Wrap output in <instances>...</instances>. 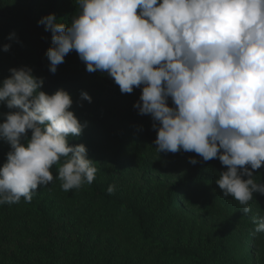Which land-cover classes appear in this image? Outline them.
<instances>
[{"label":"clouds","instance_id":"9594fccd","mask_svg":"<svg viewBox=\"0 0 264 264\" xmlns=\"http://www.w3.org/2000/svg\"><path fill=\"white\" fill-rule=\"evenodd\" d=\"M76 5L70 24L55 14L37 22L52 34L49 71L54 74L74 50L87 72L107 74L122 94L141 88L133 106L151 116L156 150L218 159L227 170L215 183L248 215L253 194L264 195V182L253 175L264 165V0H76ZM7 39L15 40V32ZM10 48L3 45L4 52ZM9 71L0 82V103L11 110L0 123V140L10 145L0 167V205L31 202L38 186L53 181L54 165H60L56 178L63 191L91 185L95 162L84 144L69 143L85 127L70 110L71 95L42 91L43 78L29 67ZM80 97L91 103L87 92ZM198 162L189 157L190 164ZM107 191L113 194L115 185ZM251 219L250 235L264 232V215Z\"/></svg>","mask_w":264,"mask_h":264},{"label":"trees","instance_id":"16d2710c","mask_svg":"<svg viewBox=\"0 0 264 264\" xmlns=\"http://www.w3.org/2000/svg\"><path fill=\"white\" fill-rule=\"evenodd\" d=\"M78 11L76 0H0V82L11 75V68L29 67L43 78L42 91H67L78 120L106 130L114 141L113 165L106 169L95 164L93 183L68 192L56 178L60 165H54L53 181L38 186L31 202L21 198L0 205V264H257L255 253L264 243V232L250 235L255 228L251 218V232L239 238L226 225L188 208L210 192L223 193L215 181L226 166L218 159L205 162L194 152L180 151L171 154L187 156L188 162L184 173L169 184L155 187L142 176L133 177L123 166L137 159L142 170L147 168L139 137L157 148L151 116L140 115L133 106L141 88L122 94L107 74L87 72L74 50L54 74L49 71L46 52L52 34L37 22L55 14L70 24ZM13 32L16 39L10 41ZM6 43L11 44L8 52L3 51ZM82 91L91 96V103L81 100ZM168 104L173 106L171 98ZM9 111L0 103V123ZM9 151L10 145L0 140V167ZM189 157L199 162L192 165ZM253 175L264 182V165ZM109 185H115L111 195ZM253 196L252 202L264 211V195Z\"/></svg>","mask_w":264,"mask_h":264},{"label":"rangeland","instance_id":"374dc122","mask_svg":"<svg viewBox=\"0 0 264 264\" xmlns=\"http://www.w3.org/2000/svg\"><path fill=\"white\" fill-rule=\"evenodd\" d=\"M138 144H141L148 160L147 168L142 170L141 162L133 160L130 165L123 166L127 173L135 178L143 177L151 185L162 187L174 181L184 173L188 157L171 153L158 152L155 147L150 145L147 138L143 135L139 137ZM69 143L84 144L87 149V157L106 169L113 165L115 156V143L110 138L106 130L85 126L82 133L77 137H70ZM143 151V150H142ZM252 211L245 215L241 210V205L233 199L231 195L225 197L223 193H208L201 202L195 207H188L195 214H202L204 217L213 218L228 229L243 238L245 233L251 232L248 220L252 216L264 215V211L259 209L252 201L249 202ZM264 243L255 253L257 264H264Z\"/></svg>","mask_w":264,"mask_h":264}]
</instances>
